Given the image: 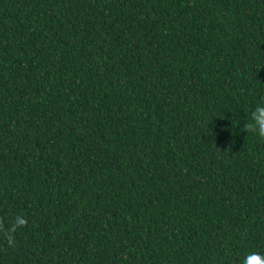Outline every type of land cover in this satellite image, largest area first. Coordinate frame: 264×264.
<instances>
[{"label": "trees", "instance_id": "1", "mask_svg": "<svg viewBox=\"0 0 264 264\" xmlns=\"http://www.w3.org/2000/svg\"><path fill=\"white\" fill-rule=\"evenodd\" d=\"M262 103L264 0H0V264L264 255Z\"/></svg>", "mask_w": 264, "mask_h": 264}, {"label": "clouds", "instance_id": "2", "mask_svg": "<svg viewBox=\"0 0 264 264\" xmlns=\"http://www.w3.org/2000/svg\"><path fill=\"white\" fill-rule=\"evenodd\" d=\"M235 123V121H234ZM247 134L251 133L264 140V103L258 104L250 113L248 121L243 125ZM19 223H23L20 221ZM243 264H264V255L260 253H249L243 261Z\"/></svg>", "mask_w": 264, "mask_h": 264}]
</instances>
